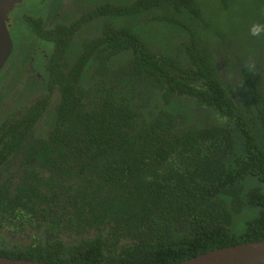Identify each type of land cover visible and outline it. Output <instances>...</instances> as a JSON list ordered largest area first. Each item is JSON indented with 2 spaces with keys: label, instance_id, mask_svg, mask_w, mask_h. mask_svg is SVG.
Masks as SVG:
<instances>
[{
  "label": "trees",
  "instance_id": "1",
  "mask_svg": "<svg viewBox=\"0 0 264 264\" xmlns=\"http://www.w3.org/2000/svg\"><path fill=\"white\" fill-rule=\"evenodd\" d=\"M174 2L109 4L94 15L129 19L158 12L149 21L181 40V57H170L163 44L150 48L142 31L106 28L103 20L94 25L100 36L78 46L66 44L73 35L51 38V81L30 84L29 93L42 94L27 103L25 118L0 124V158L23 151L27 159L14 194L0 195V224L17 216L25 224L27 218L29 233L38 238L23 248H0V257L173 264L264 240V66L257 64L255 76L238 70L249 57L264 64V57L257 59L264 53L256 50L264 49V37L240 39L229 22L223 27L232 31H216L217 46L254 44L253 50L236 47L237 72L231 74L244 90L232 98L230 86L238 81H219L201 33L186 23L199 15L165 16ZM216 2L227 11L225 0ZM253 13L261 18L254 23H264V2ZM43 114L47 128L35 132ZM208 117L215 121L205 122ZM55 229L64 239L53 235Z\"/></svg>",
  "mask_w": 264,
  "mask_h": 264
},
{
  "label": "flooded vegetation",
  "instance_id": "2",
  "mask_svg": "<svg viewBox=\"0 0 264 264\" xmlns=\"http://www.w3.org/2000/svg\"><path fill=\"white\" fill-rule=\"evenodd\" d=\"M112 1L113 0H46L45 12L42 17L22 18L23 22L26 23L29 27L32 35V37L29 38L30 41L28 45L26 44L25 49L22 52L23 55L21 54L25 58H27L28 56L29 62L28 66L26 65L25 69L21 70L17 74L12 75L10 73L7 76L0 77V124H4L7 121L12 123L15 121V119L25 118V114H27V89H32L30 84L40 82L37 85H41L44 81H51L48 77L46 69H48L52 49L54 48V44L51 43V38L54 37L56 32L60 34L62 33L63 35L68 36V38L73 35L70 41L69 39L67 40V46L68 44L71 45L70 43L76 46L85 39L87 41L97 39L100 36L101 32H98L97 28L94 26L96 20H103L104 23H106V28L124 30L127 29L130 33L136 35L140 33V31L135 29L133 25L127 26L126 24H124L123 20L120 22V24H115L114 20L116 19V17H113L111 14H106L102 19L94 15V11L97 7H105L109 4L111 6L119 7L129 6L135 0H127L126 3H123L124 0H117L116 2ZM157 13L158 12H156V14ZM134 18L138 17L135 16ZM122 19H125V22L128 20V18ZM30 25L34 26L37 29H40V37H38L37 34L32 31V27ZM8 28L9 21H7V31ZM37 40L50 45L49 50L37 46ZM70 54L72 56L70 57L68 55V58L73 61V58L76 57V51L72 50V53ZM35 58L41 61V65L36 69H34L33 66ZM4 65L1 67L0 72L3 71ZM221 67L222 66L219 65L218 70H221ZM240 68L241 66H238L240 74L243 75V73H241L240 71ZM242 72L244 71L242 70ZM216 73L217 76L220 75L217 70ZM219 81H221V83L228 84L225 83L224 80L221 79V77H219ZM235 81L241 82L239 80ZM231 82L234 81L232 80ZM261 83L262 85L260 86L259 90L262 87L264 88V81H261ZM37 90L38 89H36V91ZM230 90L233 96L232 98H234L238 93H242L244 89L241 86L237 89L236 87L230 86ZM261 96L264 100V94H261ZM51 98L52 96H50V99ZM34 100H32V102ZM39 129V126H36L34 131L38 132ZM3 143L4 142H1L0 146L3 145ZM20 146L22 147V149L25 148L27 146V142L22 141ZM23 156L24 153L23 151H21L18 158H13L11 154L6 158H0V195L6 196L8 193L10 195L14 194L13 189L15 188L25 171V167H22L21 163L24 161V165H27V159H23ZM1 163H3L4 165H1ZM25 220L26 223L24 224L23 222H21L20 216H17L4 225L0 224V248L15 246L23 248L24 246H27L28 239L31 242L33 239L38 238V235L29 233L30 229H27V218H25ZM68 233L69 230H66V236L68 239H70L69 237H72V235ZM53 235L55 237H58L59 239H64V235H61L59 229H55L53 231Z\"/></svg>",
  "mask_w": 264,
  "mask_h": 264
},
{
  "label": "rangeland",
  "instance_id": "3",
  "mask_svg": "<svg viewBox=\"0 0 264 264\" xmlns=\"http://www.w3.org/2000/svg\"><path fill=\"white\" fill-rule=\"evenodd\" d=\"M117 0H113L112 2H116ZM127 0H124L123 3H126ZM175 6L172 5L174 10H170V8L166 9L165 16L170 17V15H176V19H179L178 15L183 16L187 12H196L199 17L196 19H192L193 21H187L189 27L193 28L197 33H201V42L202 45L207 46L208 52L211 58V62L213 65H216L218 70L219 65L222 66L221 70L226 69L229 70V73L235 71L233 65L238 62L235 61V58L238 54V50L236 47L240 45V48H250L249 50H253L254 44L246 40H254V37H251L248 33L249 26L254 23V21L261 19L257 15L253 13V8L261 7V4L264 0H225L227 4V11H223V7H218V3L216 0H184L180 2V0H175ZM204 1V2H203ZM181 3L180 5L178 3ZM203 2V3H202ZM46 0H22L19 6H16L13 10H11L8 15L9 28L8 34L10 40L12 42V52L8 57L3 71L0 72V77H4L9 75L17 74L21 70H24L26 65L28 66L29 58L23 57L22 52L25 49L26 44L29 43V38L32 37L29 27L26 23L23 22V17L27 18H40L43 16L45 12ZM208 6L210 8L211 13H206V10L202 9V6ZM188 8V9H186ZM147 13V14H145ZM145 14V15H144ZM152 15H156L154 11L144 12L140 14L138 18H131L125 22V19L122 17H117L114 21L115 24H120L123 20L124 24L127 26L133 25L135 29L143 32V40L150 48L156 50V47L159 44H163L165 47H170V57L176 58L181 57L183 50L178 46L181 43L180 39H176L174 34L168 35L167 31L164 30L163 27L159 25L157 22H150L149 17ZM227 22L233 24L236 28V34L240 39H246L241 41H232L224 44V47L217 46V39L219 38V34L216 32L222 31V29H229L227 27H223ZM237 22L238 26L235 25ZM229 31H232L229 29ZM214 34L215 36H212ZM168 36V37H167ZM37 46L41 48H46L49 50V46L47 43L37 40ZM244 46V47H243ZM258 52L262 54L264 53L263 47L256 48ZM22 54V55H21ZM22 56V58H21ZM264 54L257 57V59H262ZM27 61V62H26ZM256 61V59H255ZM264 64L262 62H257V64ZM41 65V61L35 58L33 63L34 69L38 68ZM14 69V70H13ZM13 70V71H12ZM237 70L233 75H235ZM264 75V73L262 74ZM263 77V76H262ZM264 78V77H263ZM262 78L261 81H264ZM219 79V78H218ZM235 81V80H233ZM32 84V83H31ZM234 85V82H231ZM29 86V85H28ZM33 87V86H31ZM262 89H264L262 87ZM32 89H27V103H30L32 100L40 97L42 94L39 90L35 91L33 94L29 93ZM55 93L51 92L50 96L51 103L54 104ZM48 115V114H47ZM47 115L43 114L41 117V121L38 123L39 131H44L43 129L47 128L42 125V121H44ZM203 116V114H202ZM205 122L215 121V119L208 117L204 120ZM43 126L42 128L40 126ZM245 218L244 215L238 216L237 221H243ZM35 240V239H33ZM32 240V241H33ZM30 241L28 240L27 243ZM8 247V246H7Z\"/></svg>",
  "mask_w": 264,
  "mask_h": 264
},
{
  "label": "water",
  "instance_id": "4",
  "mask_svg": "<svg viewBox=\"0 0 264 264\" xmlns=\"http://www.w3.org/2000/svg\"><path fill=\"white\" fill-rule=\"evenodd\" d=\"M22 0H0V69L11 52L7 15ZM0 264H50L0 257ZM173 264H264V240L214 249Z\"/></svg>",
  "mask_w": 264,
  "mask_h": 264
},
{
  "label": "clouds",
  "instance_id": "5",
  "mask_svg": "<svg viewBox=\"0 0 264 264\" xmlns=\"http://www.w3.org/2000/svg\"><path fill=\"white\" fill-rule=\"evenodd\" d=\"M248 33L251 37H264V23H252L249 26ZM243 69L244 72L250 74V75H257L259 73L258 67H257V62L255 61L254 58L249 57L242 65L241 68ZM221 76V79L224 80L225 83H230L234 77L232 76L231 73H229L226 69L223 70H217ZM243 82H237L235 84L236 89L240 86H242Z\"/></svg>",
  "mask_w": 264,
  "mask_h": 264
}]
</instances>
